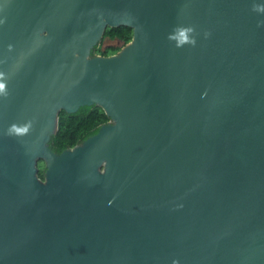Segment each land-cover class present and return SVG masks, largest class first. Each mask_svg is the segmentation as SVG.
<instances>
[{
  "label": "water",
  "instance_id": "obj_1",
  "mask_svg": "<svg viewBox=\"0 0 264 264\" xmlns=\"http://www.w3.org/2000/svg\"><path fill=\"white\" fill-rule=\"evenodd\" d=\"M256 5L0 0V264H264ZM119 26L131 41L92 56ZM83 106L109 122L53 152Z\"/></svg>",
  "mask_w": 264,
  "mask_h": 264
},
{
  "label": "trees",
  "instance_id": "obj_2",
  "mask_svg": "<svg viewBox=\"0 0 264 264\" xmlns=\"http://www.w3.org/2000/svg\"><path fill=\"white\" fill-rule=\"evenodd\" d=\"M132 39V29L127 26L107 28L101 43L92 49L91 55L111 56ZM105 40L116 41L120 45H104ZM109 122L104 111L97 106H83L74 113L61 111L59 114L58 130L49 142L50 149L60 154L64 150L81 144L94 136L102 125ZM38 175L44 178L45 167L39 163Z\"/></svg>",
  "mask_w": 264,
  "mask_h": 264
},
{
  "label": "clouds",
  "instance_id": "obj_3",
  "mask_svg": "<svg viewBox=\"0 0 264 264\" xmlns=\"http://www.w3.org/2000/svg\"><path fill=\"white\" fill-rule=\"evenodd\" d=\"M253 10L258 11V12H264V5H256V6H254ZM257 26L258 27H264V20L259 21ZM172 33H179L181 36H183V40L178 41V43L176 44V47H178V48L183 47L185 44H190L192 46H195L196 40H195L194 36L189 35L191 33H194L193 28H184V27H179V26L174 27L172 32L169 33V35L167 37L169 40H172L175 38ZM205 35L207 37V35H209V34L206 33ZM4 89H5V85L3 83H0V92H3ZM12 129H14L17 134L26 133L28 131V127L17 128L15 125L12 126Z\"/></svg>",
  "mask_w": 264,
  "mask_h": 264
},
{
  "label": "rangeland",
  "instance_id": "obj_4",
  "mask_svg": "<svg viewBox=\"0 0 264 264\" xmlns=\"http://www.w3.org/2000/svg\"><path fill=\"white\" fill-rule=\"evenodd\" d=\"M104 45H120V43L116 42V41H109V40H105ZM43 165L42 162H39Z\"/></svg>",
  "mask_w": 264,
  "mask_h": 264
}]
</instances>
